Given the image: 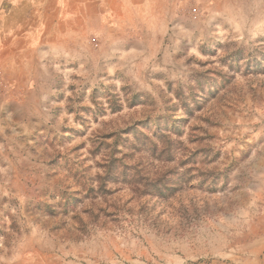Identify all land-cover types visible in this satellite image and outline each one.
<instances>
[{
	"label": "rangeland",
	"instance_id": "1",
	"mask_svg": "<svg viewBox=\"0 0 264 264\" xmlns=\"http://www.w3.org/2000/svg\"><path fill=\"white\" fill-rule=\"evenodd\" d=\"M89 3L0 82V264H264V0Z\"/></svg>",
	"mask_w": 264,
	"mask_h": 264
},
{
	"label": "crops",
	"instance_id": "2",
	"mask_svg": "<svg viewBox=\"0 0 264 264\" xmlns=\"http://www.w3.org/2000/svg\"><path fill=\"white\" fill-rule=\"evenodd\" d=\"M89 0H0V82L30 76V61L70 24L72 10L88 11ZM87 9V10H86Z\"/></svg>",
	"mask_w": 264,
	"mask_h": 264
}]
</instances>
